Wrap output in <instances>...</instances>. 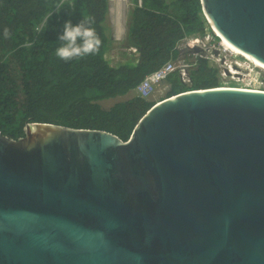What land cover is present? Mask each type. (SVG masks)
<instances>
[{
  "label": "water",
  "instance_id": "95a60500",
  "mask_svg": "<svg viewBox=\"0 0 264 264\" xmlns=\"http://www.w3.org/2000/svg\"><path fill=\"white\" fill-rule=\"evenodd\" d=\"M199 1L264 69V0ZM23 132H0V264H264V91L163 98L125 141Z\"/></svg>",
  "mask_w": 264,
  "mask_h": 264
},
{
  "label": "trees",
  "instance_id": "16d2710c",
  "mask_svg": "<svg viewBox=\"0 0 264 264\" xmlns=\"http://www.w3.org/2000/svg\"><path fill=\"white\" fill-rule=\"evenodd\" d=\"M58 2L0 0L2 135L16 140L24 136L27 123H48L105 131L125 141L155 102L137 94L107 109L100 102L134 91L147 74L168 61L189 62L192 91L218 87V69L208 59L177 48L184 37L205 33L199 0H141V9L133 6L125 20L122 46L133 48L137 57L117 67L105 58L110 43L105 27L108 0H64L57 13ZM84 17L94 21L100 51L84 59L60 60L55 52L64 23L71 20L76 25ZM4 28L9 29V38L4 37ZM162 84L167 86L164 98L185 91L175 73Z\"/></svg>",
  "mask_w": 264,
  "mask_h": 264
},
{
  "label": "built area",
  "instance_id": "2783aa9c",
  "mask_svg": "<svg viewBox=\"0 0 264 264\" xmlns=\"http://www.w3.org/2000/svg\"><path fill=\"white\" fill-rule=\"evenodd\" d=\"M133 6L141 9V0H136ZM177 48L180 51L199 54L208 59L218 69V72L224 75V77L219 78V85L215 89L264 91V88L260 86L264 69L253 65L250 61L238 55L239 52L236 50L227 49L223 40L212 30L207 20L203 36L198 34L186 36L178 43ZM131 50L135 51L133 48ZM189 69V62L184 63L181 59L177 62L168 61L147 74L137 85L135 92L140 97L147 99L172 73L177 75L184 87L185 91L182 93L191 92ZM224 69L230 74L225 75L223 73Z\"/></svg>",
  "mask_w": 264,
  "mask_h": 264
},
{
  "label": "clouds",
  "instance_id": "9594fccd",
  "mask_svg": "<svg viewBox=\"0 0 264 264\" xmlns=\"http://www.w3.org/2000/svg\"><path fill=\"white\" fill-rule=\"evenodd\" d=\"M63 7L64 0H59L55 6L56 12L59 13ZM50 19L51 14L46 18L45 23ZM93 23L94 21L88 17H84L76 25H73L71 20L66 21L63 25L62 34L58 36L60 46L56 49V57L69 62L97 54L102 46V41L96 29L92 27ZM3 35L5 38H9L10 33L8 28H4ZM25 46L30 47L31 45L27 44Z\"/></svg>",
  "mask_w": 264,
  "mask_h": 264
},
{
  "label": "rangeland",
  "instance_id": "374dc122",
  "mask_svg": "<svg viewBox=\"0 0 264 264\" xmlns=\"http://www.w3.org/2000/svg\"><path fill=\"white\" fill-rule=\"evenodd\" d=\"M132 7H133L132 1L127 0V12L125 19L129 17V12L131 11ZM105 27H106V34L110 40L108 49L105 54V58L108 61V63L113 67H117L123 64H131L133 61H135L137 54L133 53L131 50H129V48H124L122 46L124 35L122 36V38L115 39L114 28L112 25V17L109 12L107 13L106 16ZM221 77H224V75L219 72V78ZM260 86L264 88V74ZM166 90H167V86L161 84L154 90V92L147 99L150 101L158 100L160 97L165 96ZM135 94H136L135 90L130 91L128 94L124 96H118L113 99L101 101L100 105L102 108L107 109L111 107L113 104L125 101L130 96L132 97Z\"/></svg>",
  "mask_w": 264,
  "mask_h": 264
},
{
  "label": "bare ground",
  "instance_id": "6f19581e",
  "mask_svg": "<svg viewBox=\"0 0 264 264\" xmlns=\"http://www.w3.org/2000/svg\"><path fill=\"white\" fill-rule=\"evenodd\" d=\"M109 11L112 17V25L114 28V36L115 39L121 38L125 33V16L127 12V0H109ZM224 42V41H223ZM224 45L227 47V49L234 50L230 46H228L225 42ZM235 52V51H234ZM238 54V53H237ZM248 61H250L253 65L260 67L250 59L246 58L245 56L238 54ZM262 68V67H260ZM263 69V68H262Z\"/></svg>",
  "mask_w": 264,
  "mask_h": 264
},
{
  "label": "crops",
  "instance_id": "0c3cea01",
  "mask_svg": "<svg viewBox=\"0 0 264 264\" xmlns=\"http://www.w3.org/2000/svg\"><path fill=\"white\" fill-rule=\"evenodd\" d=\"M109 7H110V4H109V2H108V10H109ZM109 13H110V11H109ZM126 20V19H125ZM122 38V37H121ZM129 50H131V48L129 49ZM132 51V50H131ZM133 52V51H132ZM133 53H135V51L133 52ZM136 54V53H135ZM131 98V96L128 98V99H130ZM164 98V96H162V97H160L158 100H154V102H157V101H159L160 99H163ZM127 100V99H126Z\"/></svg>",
  "mask_w": 264,
  "mask_h": 264
}]
</instances>
